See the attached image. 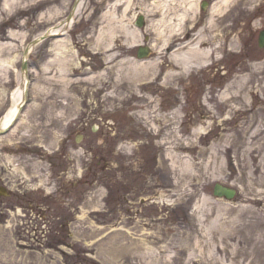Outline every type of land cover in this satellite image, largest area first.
Listing matches in <instances>:
<instances>
[{
	"label": "rangeland",
	"instance_id": "rangeland-1",
	"mask_svg": "<svg viewBox=\"0 0 264 264\" xmlns=\"http://www.w3.org/2000/svg\"><path fill=\"white\" fill-rule=\"evenodd\" d=\"M75 1L35 8L41 0H0V122L22 87L25 49L59 28ZM114 1L83 0L73 25L60 28L63 37L31 50L28 104L0 136V186L12 194L0 198V264H264V51L257 43L264 0H237L224 14L238 54L229 41L223 62L184 77L159 48L163 37L150 26L159 17L146 16L143 40L155 47L140 61L160 67L146 86L104 89L95 77L108 66L96 42ZM149 4L136 0L124 18L116 11L119 69L139 60L137 47L129 54L117 47L126 50L122 37L136 29L137 8ZM66 40L63 63L57 53ZM13 56L11 65L1 62ZM169 72L176 73L166 83ZM243 74L251 75L247 100L210 111ZM242 105L247 112L233 109ZM199 128L206 134L197 139ZM249 142L253 155L244 152ZM245 158L251 169L241 172ZM216 184L237 196L215 198Z\"/></svg>",
	"mask_w": 264,
	"mask_h": 264
},
{
	"label": "bare ground",
	"instance_id": "bare-ground-1",
	"mask_svg": "<svg viewBox=\"0 0 264 264\" xmlns=\"http://www.w3.org/2000/svg\"><path fill=\"white\" fill-rule=\"evenodd\" d=\"M54 1L55 0H41V2L37 4L35 8L51 5L54 3ZM135 1L136 0H115L111 8L113 11L109 14V16H107L106 13L102 15V21L104 22L106 19L107 24L103 27L101 26L99 30L96 42V50L98 51L100 62L106 63L108 68L105 70V73L97 74L95 79L97 81V84L105 85L104 89H108L110 87L130 88L132 87V85L146 86L144 82L148 81L147 79H149L148 73L150 71H155L160 67V65H158L159 62L157 61L142 62L140 61V59L135 62H127V68H123V64H121L120 69L117 65H114V62L119 59V55H117L116 53L115 43L117 41L115 40V23L113 22L115 19L119 18V15L117 17L118 13L116 11H119L122 15L121 17L124 18L127 13H130L134 8ZM81 2L79 8L77 7L78 1L76 2L74 9L72 10V15L68 16L65 20L66 23L62 21L59 24V28L53 27L44 33L47 37L45 41H48L50 37L52 38L56 36H64L61 35L60 28H69L71 27V25H73L77 16V12H79V9H81ZM200 2L202 3L203 0H151V4H149V7L145 6L146 9L144 7L137 8L138 12L135 15L136 19L137 15L145 18L146 16L150 17L148 15L152 14L159 17L157 23H153L150 26L155 29L156 27H158L157 31H159L160 35L163 37V41L160 43L161 45L159 46V48L162 51L165 50V52H169L168 59H170V61L173 63V65L176 66L178 70L177 73L175 72L176 74H172L171 72H169L165 75L164 78L166 80V83L168 82L169 77L174 76V74L177 77H184L190 71L194 70L209 72L210 68H212L210 63L213 62V65L215 63L223 62V54L229 51H227V45L230 41L229 30L231 31V27L228 26L227 28H225L223 26L224 20L226 18L224 17V14H226V11L232 6V3L234 4L235 2H237V0H214L211 5L209 4V11L206 12L202 11L203 8L200 6ZM202 5L204 9L207 8V3L204 2L202 3ZM4 10L8 9L4 8ZM200 10L206 15L202 17V15H200ZM241 11L243 10L241 9L240 12ZM253 19V17L249 18V23H251ZM150 23H152V21H150ZM135 27L136 29H134L132 32L127 29L129 32L124 34L125 37H122L125 42V45H123V47L126 48V50L122 47H117V49L124 50L125 54H129L134 49V47L140 48L146 45V43L144 42L147 41L143 40L144 35H142L141 33V31L145 29V27L143 29L138 28V26L136 25ZM44 34L42 38L37 40L38 42L43 40L45 36ZM225 35H228V37H226ZM260 35L262 43V41H264V29L260 31ZM66 42L69 43V41L66 40L65 42L60 44L61 49H58L59 52L57 53V55L61 56L58 61L63 63H65V60L63 59L65 51H69V49H67L68 45L66 44ZM236 42L237 40L235 39L234 41H230L231 45H228L231 49V53L233 54H238V51L236 49ZM35 45V43H32L30 44V49L25 50L26 53L23 54V62L29 61L31 50L32 48H35ZM154 47L155 46H152V48ZM258 48L261 49V47L259 46ZM165 52H162L161 55H165ZM1 54L3 55V49L0 45V56ZM163 57H161L162 61L164 60ZM13 59H15L14 56L9 57L6 60H2L1 62H8V64L11 65L13 64ZM251 61L252 60H249V62ZM258 62H264V57L261 59V61L259 60ZM250 77L251 75L249 74H243L238 78V80L230 83L219 96L215 97V105L208 106V109L210 111H213L215 109L214 112L217 113L218 106H220L219 108H221V106H225L226 108H228V105H234L233 103L235 101H244L245 99L247 100V95L250 88L249 84L251 83V79L249 80ZM63 79V83L66 82L69 85L71 84V82H69V79L67 81H63ZM89 80L92 79L89 78ZM26 81L27 75H23L22 87L14 93L13 107L8 111V113L0 122L1 129H5L11 125L19 112L21 104L25 102L24 83H26ZM102 82L104 83L102 84ZM245 107L246 106L242 105L241 107L238 106L237 108L235 107L233 109H236V112L238 113H241L242 111L247 112L244 110ZM174 116H179V114L175 113ZM212 117L215 118V116ZM194 133V137H197L198 139V137H200L201 135L206 134V130L204 128H199L196 129ZM250 144V142L248 144H244V152H248L253 155L255 153V150L250 147ZM212 155L214 158L212 159L211 164L209 166H205V169L208 171L216 162L218 152H215ZM186 165L187 168H191L190 166H193L192 164ZM239 166L241 172H243V170L251 169V165L247 162L246 158L244 160L242 159Z\"/></svg>",
	"mask_w": 264,
	"mask_h": 264
},
{
	"label": "water",
	"instance_id": "water-1",
	"mask_svg": "<svg viewBox=\"0 0 264 264\" xmlns=\"http://www.w3.org/2000/svg\"><path fill=\"white\" fill-rule=\"evenodd\" d=\"M136 25L138 27H140V28L143 27V25H144L143 17L139 18V20L136 23ZM260 42H261V39H260ZM261 46H264V41H262ZM149 54L150 53H149V51L147 49H140L139 58L140 59L147 58L149 56ZM26 69H27V64L24 63L23 72H26ZM214 194L217 197H225L228 200H231L236 195V192L234 190H232V189L225 188V187H223L221 185H216ZM1 195H7V194H5L4 190L0 189V196Z\"/></svg>",
	"mask_w": 264,
	"mask_h": 264
}]
</instances>
